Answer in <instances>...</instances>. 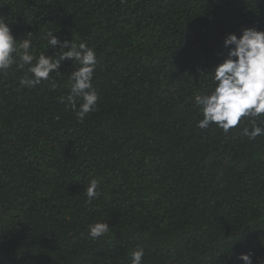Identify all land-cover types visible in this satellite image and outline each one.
I'll return each mask as SVG.
<instances>
[{
    "label": "trees",
    "instance_id": "obj_1",
    "mask_svg": "<svg viewBox=\"0 0 264 264\" xmlns=\"http://www.w3.org/2000/svg\"><path fill=\"white\" fill-rule=\"evenodd\" d=\"M0 16L37 55L54 32L99 60L83 121L62 102L71 61L55 88L0 73V264H130L137 246L141 264H264V136L240 135L248 118L200 129L194 102L225 36L264 31V0H0Z\"/></svg>",
    "mask_w": 264,
    "mask_h": 264
},
{
    "label": "clouds",
    "instance_id": "obj_2",
    "mask_svg": "<svg viewBox=\"0 0 264 264\" xmlns=\"http://www.w3.org/2000/svg\"><path fill=\"white\" fill-rule=\"evenodd\" d=\"M5 21L6 18L0 16V73L7 74L14 65L17 70L27 66L19 78L21 88H33L42 81H48L55 88L57 85L51 74H60L62 64L71 61L70 68L75 67L66 82L69 91L62 102L66 100L76 118L83 121L95 110L99 100L92 84L99 63L93 48L84 42L62 41L54 32H47L43 39L48 48L59 50L51 55L43 52L37 55L33 50L32 34L27 33L16 40ZM222 47L226 54L222 53V60L208 71L214 86L194 96L195 106L202 116L196 126L207 129L215 125L228 133L241 124L242 118H248V126L241 129L240 135L255 140L264 136V124L258 122V118L264 116V31L254 27L242 28L239 35L227 34ZM98 188L99 181L91 179L84 192L89 203L100 195ZM109 230L105 221L94 222L88 225V236L95 241ZM144 255L143 247L137 246L130 254V264H141ZM252 257L253 253L248 252L236 258L242 264H253Z\"/></svg>",
    "mask_w": 264,
    "mask_h": 264
}]
</instances>
